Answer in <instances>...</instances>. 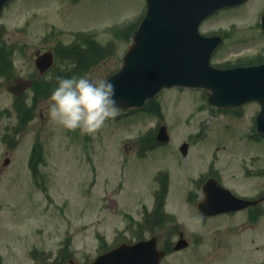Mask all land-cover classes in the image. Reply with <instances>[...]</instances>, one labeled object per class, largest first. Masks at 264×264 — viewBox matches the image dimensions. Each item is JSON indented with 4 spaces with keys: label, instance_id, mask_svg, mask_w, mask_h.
<instances>
[{
    "label": "rangeland",
    "instance_id": "rangeland-1",
    "mask_svg": "<svg viewBox=\"0 0 264 264\" xmlns=\"http://www.w3.org/2000/svg\"><path fill=\"white\" fill-rule=\"evenodd\" d=\"M143 5V0H13L5 10L0 264H90L100 252L150 232L160 248L170 249L162 264H264V216L252 221L239 212L208 221L196 208L199 186L215 171L236 191L264 192V138L253 129L257 104L221 113L205 106L202 91L172 88L154 98V112H120L95 136L65 131L48 117L47 100L61 72L65 78L100 80L120 68L131 35L114 38L112 31L127 27ZM263 9L264 0H249L203 23V33L226 37L215 66L264 58L258 26ZM91 37L95 47L87 44ZM109 42L114 48L104 51L100 45ZM48 49L55 65L38 79L35 52ZM17 78L32 80L18 101L9 89ZM161 125L170 140L156 144ZM183 142L189 143L186 157L179 152ZM5 158L9 163L3 166ZM161 174L167 181L157 224L146 214ZM180 231L188 247L173 251Z\"/></svg>",
    "mask_w": 264,
    "mask_h": 264
},
{
    "label": "water",
    "instance_id": "water-1",
    "mask_svg": "<svg viewBox=\"0 0 264 264\" xmlns=\"http://www.w3.org/2000/svg\"><path fill=\"white\" fill-rule=\"evenodd\" d=\"M7 0H0V9ZM247 0H146L145 16L133 37V44L123 58L121 69L107 79L116 89L121 110L143 108L146 100L164 88L187 87L209 92L207 103L218 108L238 107L257 102L261 109L255 119L258 133L264 135V63L246 68L218 70L210 65L219 38L200 35L201 22L226 7ZM264 32V14L261 18ZM35 65L40 74L52 64L50 52L35 53ZM29 82L16 80L15 94L25 90ZM169 137L161 127L158 142ZM180 151L186 155L187 145ZM204 205L216 203L210 186H205ZM221 208L214 213L235 210L236 206L218 202ZM245 204V203H244ZM199 205L203 214H212ZM244 206V205H239ZM184 247L179 241L175 249ZM164 252L157 249L156 239L123 244L96 258L92 264H158Z\"/></svg>",
    "mask_w": 264,
    "mask_h": 264
},
{
    "label": "clouds",
    "instance_id": "clouds-1",
    "mask_svg": "<svg viewBox=\"0 0 264 264\" xmlns=\"http://www.w3.org/2000/svg\"><path fill=\"white\" fill-rule=\"evenodd\" d=\"M58 86L48 97L46 109L50 121L68 132L95 136L106 122L121 112L115 86L107 80L87 75L57 77Z\"/></svg>",
    "mask_w": 264,
    "mask_h": 264
},
{
    "label": "flooded vegetation",
    "instance_id": "flooded-vegetation-1",
    "mask_svg": "<svg viewBox=\"0 0 264 264\" xmlns=\"http://www.w3.org/2000/svg\"><path fill=\"white\" fill-rule=\"evenodd\" d=\"M216 173H217V174H216ZM259 175H260V173H259ZM208 178H211V179H214V180L218 181L220 185H222L223 187L228 188V189H230L231 191L234 192V190H232V189L230 188L229 185L226 186V185L223 184L222 181L219 180V178H218V172L215 171V172L209 174V175L205 178V180L208 179ZM203 183H204V182H203ZM203 183L199 186V194H200V190L202 189V185H203ZM232 188H234V187H232ZM259 189H260V188H259ZM260 191H262V189H260ZM194 197H195V195H193V197L191 196V199H193ZM259 198H260V199H261V198L264 199V192L260 193V194L257 196V198H255V199H259ZM227 215H230V214H227ZM246 215H247L248 220H250V218L253 217V218H255L257 221H260V218L264 216V200L261 201V202H259V203L256 204L255 206H252V207L248 208V209L246 210Z\"/></svg>",
    "mask_w": 264,
    "mask_h": 264
},
{
    "label": "trees",
    "instance_id": "trees-1",
    "mask_svg": "<svg viewBox=\"0 0 264 264\" xmlns=\"http://www.w3.org/2000/svg\"><path fill=\"white\" fill-rule=\"evenodd\" d=\"M91 45H92V43H91ZM89 49H90V51L92 52L93 48H92V47H89ZM91 49H92V50H91ZM161 196H162V195H160V197H159L158 204H160V198H161Z\"/></svg>",
    "mask_w": 264,
    "mask_h": 264
}]
</instances>
